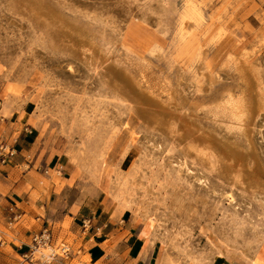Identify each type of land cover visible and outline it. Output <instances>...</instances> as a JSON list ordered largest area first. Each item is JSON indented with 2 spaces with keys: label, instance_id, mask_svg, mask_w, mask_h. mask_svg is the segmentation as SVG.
<instances>
[{
  "label": "rangeland",
  "instance_id": "obj_1",
  "mask_svg": "<svg viewBox=\"0 0 264 264\" xmlns=\"http://www.w3.org/2000/svg\"><path fill=\"white\" fill-rule=\"evenodd\" d=\"M254 84L264 0H0V108L33 114L80 227L135 224L146 264H264V114L249 173L222 157Z\"/></svg>",
  "mask_w": 264,
  "mask_h": 264
},
{
  "label": "crops",
  "instance_id": "obj_2",
  "mask_svg": "<svg viewBox=\"0 0 264 264\" xmlns=\"http://www.w3.org/2000/svg\"><path fill=\"white\" fill-rule=\"evenodd\" d=\"M1 143L15 148L17 155L6 165L0 163V264H27L22 256L46 224L56 243L71 242L75 255L69 264H146L150 237L142 236L135 224L127 229L123 221H101L94 225L100 232L83 233L84 216L65 206L55 162L36 135L32 113L1 107ZM15 216L19 219L13 222ZM85 257L89 261H82Z\"/></svg>",
  "mask_w": 264,
  "mask_h": 264
},
{
  "label": "bare ground",
  "instance_id": "obj_3",
  "mask_svg": "<svg viewBox=\"0 0 264 264\" xmlns=\"http://www.w3.org/2000/svg\"><path fill=\"white\" fill-rule=\"evenodd\" d=\"M108 62L109 61L106 59L103 60V65H108ZM250 91L255 97L251 105L247 106L245 113L246 115L245 121L248 119L253 121L249 123L245 127V129H242L240 137L243 144L241 145V144L223 143V148H222V157L223 160H226L225 161L226 168L236 173H247V172L249 173L251 164L254 162H258L260 160L257 153V148H256L257 145L255 143L256 140L254 135L257 132L254 128H256L257 126L255 125L254 119L264 114V102L256 97V94L259 92V87L257 84L252 85ZM177 124L181 127L183 131L188 132V130L190 129V126L184 117H179L177 119ZM261 134L262 133H260V135ZM198 143L200 146V150L202 152H206L207 149L211 147L213 142L208 137V135L207 136L201 135V138L198 140Z\"/></svg>",
  "mask_w": 264,
  "mask_h": 264
},
{
  "label": "built area",
  "instance_id": "obj_4",
  "mask_svg": "<svg viewBox=\"0 0 264 264\" xmlns=\"http://www.w3.org/2000/svg\"><path fill=\"white\" fill-rule=\"evenodd\" d=\"M16 155L15 148L5 143L0 144L1 164H8ZM18 219L19 216H15L13 222L18 221ZM93 229L97 233L100 232L99 228L94 227L92 219L85 218L82 221L83 233H88ZM74 255V249L71 245L64 242L56 243L54 241L52 230L46 224L39 233L34 235L28 251L23 254L22 259L27 264H69L74 259Z\"/></svg>",
  "mask_w": 264,
  "mask_h": 264
}]
</instances>
